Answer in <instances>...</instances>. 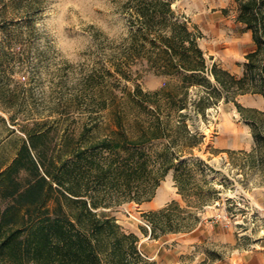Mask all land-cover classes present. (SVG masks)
<instances>
[{
  "label": "rangeland",
  "instance_id": "rangeland-1",
  "mask_svg": "<svg viewBox=\"0 0 264 264\" xmlns=\"http://www.w3.org/2000/svg\"><path fill=\"white\" fill-rule=\"evenodd\" d=\"M127 1L0 0V114L6 119L0 121V166L16 156L26 138L24 125L30 131L46 133L37 143L53 159L78 145L88 147L105 137L119 138V117L123 131L139 137L151 116L131 96L136 84L144 91L173 88L182 92L180 77L155 75L141 63L133 66L134 80L105 73V69L113 71L110 58L118 45L137 29L131 12L124 9ZM170 1L179 20L199 33L198 43L209 66L217 63L242 76L246 55L256 44L252 32L237 20L239 0ZM90 74L102 83L81 96V85ZM208 79L215 84L212 76ZM113 80L121 84L117 86ZM208 90L204 82L196 80L189 87L185 108L178 111L179 106H173L170 136L140 146L154 158L169 146L175 163L192 169L195 186H204L200 195H182L184 202L177 201L194 213L195 227L151 236L146 214L171 202L166 189L171 190L168 178L174 169L150 200L116 204L114 193L112 207L101 209L125 231L137 234L143 254L159 264H264V217H256L261 207L253 200L260 204L264 198V140L258 143L253 134L259 129L264 139V97L224 91L217 100L209 97ZM233 96L245 110H238ZM201 97L209 99L200 101ZM106 99L109 107L100 110L98 103ZM91 100L95 106L89 105ZM251 108L257 113L249 112ZM13 113L15 122L10 120ZM246 116H255V128ZM183 118L194 138L175 127ZM88 127L91 130L83 134ZM232 194L256 207L250 220L244 218L245 210L238 211L239 220H244L240 226L247 229L243 236H238L237 226L226 228L220 221L213 222L224 207L213 215L203 211L213 198L222 201Z\"/></svg>",
  "mask_w": 264,
  "mask_h": 264
},
{
  "label": "trees",
  "instance_id": "trees-1",
  "mask_svg": "<svg viewBox=\"0 0 264 264\" xmlns=\"http://www.w3.org/2000/svg\"><path fill=\"white\" fill-rule=\"evenodd\" d=\"M124 6L137 29L118 45L110 58L113 71L105 69V73L134 80L133 66L141 63L155 75L180 77L178 87L182 92L173 88L144 91L136 84L131 96L151 116L139 137L128 136L119 117V138L105 137L88 147L78 145L53 159L47 157L45 146L37 143L46 133L30 131L24 125L26 138L21 140L16 156L0 166V264H159L143 254L137 234L125 231L101 208L112 207L114 193L116 204L150 200L171 169L175 170L174 180L181 195L189 198L201 194L204 186H195L192 169L176 164L169 156V146L156 158L140 148L170 136L173 106L178 105V111L185 108L189 87L196 80L204 82L209 97L217 100L224 91L264 97V0H239L237 20L252 32L256 44V49L246 55L242 76L217 63L209 66L198 43L199 33L179 20L170 0H128ZM96 78L95 74L85 78L81 96L102 83ZM113 81L117 86L121 84ZM110 94L114 98L112 89ZM209 97H201L200 101ZM94 103L91 100L89 105ZM235 104L239 111L245 110L236 100ZM98 105L100 110L109 107L107 99ZM248 111L257 113L252 108ZM246 118L255 128V116ZM10 120L16 121L15 113ZM0 121H6L1 114ZM175 127L194 138L184 118ZM90 130L88 127L83 134ZM253 134L258 143L263 142L259 129ZM146 216L154 238L189 231L197 219L176 200Z\"/></svg>",
  "mask_w": 264,
  "mask_h": 264
},
{
  "label": "built area",
  "instance_id": "built-area-1",
  "mask_svg": "<svg viewBox=\"0 0 264 264\" xmlns=\"http://www.w3.org/2000/svg\"><path fill=\"white\" fill-rule=\"evenodd\" d=\"M228 197L223 199L222 201L217 200L215 203L218 207H224V209L220 210L213 218V222L220 221L221 224L226 228L235 227L238 236H243L247 233V229L240 226L243 224L244 220H239V212L245 210L244 218L247 217L250 220L251 215H256V207L252 206L250 202L245 201V199H241L238 201L236 195H227ZM228 202L229 205L226 203ZM260 212L256 217H264V208H259ZM249 223V222H248ZM255 224V221L252 223ZM239 225V226H238ZM262 231H264V226L262 227Z\"/></svg>",
  "mask_w": 264,
  "mask_h": 264
},
{
  "label": "crops",
  "instance_id": "crops-1",
  "mask_svg": "<svg viewBox=\"0 0 264 264\" xmlns=\"http://www.w3.org/2000/svg\"><path fill=\"white\" fill-rule=\"evenodd\" d=\"M221 2V1H220ZM244 148V147H242ZM168 183L170 184V188L171 190H167L166 191L168 192V194H170V197H169V200H176V201H179V202H184V198L183 196L178 192V187L176 186V182L174 180V173H173V170L171 171L170 173V177L168 178ZM251 197V196H250ZM217 200H221L220 197H216V198H213L210 202H207L206 204H204L203 206V211L204 213L206 212L207 214L211 213L210 215H213L215 213H217L220 208L215 204V202ZM254 202L259 205V207L263 208L264 207V198L263 200L261 201V203L259 204L255 199H253ZM157 207H160V206H154V208H157ZM220 229L223 228V226L220 224L218 226ZM222 227V228H221Z\"/></svg>",
  "mask_w": 264,
  "mask_h": 264
}]
</instances>
